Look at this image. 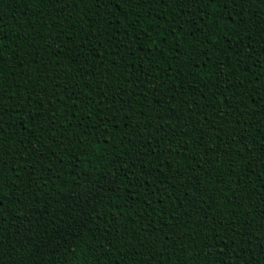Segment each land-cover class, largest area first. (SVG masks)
Here are the masks:
<instances>
[{
    "label": "trees",
    "instance_id": "16d2710c",
    "mask_svg": "<svg viewBox=\"0 0 264 264\" xmlns=\"http://www.w3.org/2000/svg\"><path fill=\"white\" fill-rule=\"evenodd\" d=\"M0 264H264V0H0Z\"/></svg>",
    "mask_w": 264,
    "mask_h": 264
},
{
    "label": "snow or ice",
    "instance_id": "6c2138e0",
    "mask_svg": "<svg viewBox=\"0 0 264 264\" xmlns=\"http://www.w3.org/2000/svg\"><path fill=\"white\" fill-rule=\"evenodd\" d=\"M120 163H121V162H117L116 165H115L117 171H119V169H120Z\"/></svg>",
    "mask_w": 264,
    "mask_h": 264
}]
</instances>
